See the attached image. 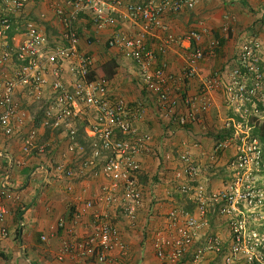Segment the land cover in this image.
<instances>
[{"label": "built area", "instance_id": "2783aa9c", "mask_svg": "<svg viewBox=\"0 0 264 264\" xmlns=\"http://www.w3.org/2000/svg\"><path fill=\"white\" fill-rule=\"evenodd\" d=\"M27 2L0 0V135L19 139L21 152L26 155L35 151L43 153V146H37L40 129L63 136L69 143V153L74 152L80 135L91 142L90 152L80 164V169L92 172V179L101 177L103 182L97 195L85 202L81 210L74 211L68 224L71 227L67 229L73 233L71 229L78 227L85 212L90 210L89 234L75 244L64 242L58 259L71 254L82 260H91L94 264H110L112 253L118 250L123 254L126 246L108 214L96 209V206L104 204L114 207L130 224L137 219L143 206L138 157L145 150L149 138L135 126L139 112L134 113L127 108L123 99L111 95L109 80L96 74L93 57L80 48L81 28L78 20L87 18L96 35L118 19L136 26L131 35L114 31L105 41V46L121 50L141 69L144 90L154 98L163 117L179 128L195 123L198 115L208 110L210 92L219 88L221 83L217 77L202 79L199 99L190 98L179 91L177 83L199 78L198 64L206 54L198 46L202 32L192 30L176 37L167 32L163 18L167 14L191 10L193 0H150L144 3L62 0L61 5L55 4L53 9L60 23L59 43H53L43 28L28 22L20 41L10 44L6 37L10 28L7 14L20 11ZM222 30L227 31L226 24ZM158 32L164 34L162 44L156 51L148 49L146 41ZM86 41L91 43V38L88 36ZM175 43H186L187 46L180 79L168 73L161 62L167 48ZM216 46L217 43L213 41L208 50L214 51ZM247 60L252 63H247ZM241 63L243 73L234 70L227 89L228 98L237 111L245 100L249 102V98L255 94H264V66L260 70V62L253 51L245 50ZM250 81V89H247ZM17 97L39 110L38 126L29 127L28 124H34L38 118L24 113ZM182 157L186 165L177 175L185 176L187 181L193 180L199 175V168L189 162L188 157ZM247 162V156H242L239 166ZM53 171L64 178L72 176V172L64 170L63 166L54 167ZM239 188L244 191L240 193ZM227 189L234 192L228 195L214 193L211 201L221 202L217 213L226 221L230 240L228 246H224L218 235L208 230V226L201 230L206 224L201 223L200 219L196 221V218L188 217L183 221L176 220L179 216L171 212L172 223L184 225L169 238L155 234L153 248L157 257L169 264H180L185 257L189 259L188 264H203L207 257L212 258L214 264H264V255L259 251L262 247L258 242L259 236L248 230L247 225V219L251 217L248 213L251 212L246 207L259 203V200H253L250 186L239 180ZM67 190L70 191V188ZM6 214V207L0 203L2 238L7 237L4 224ZM59 226L65 229V221H60ZM41 241H45V237H41ZM196 243L197 247L193 248Z\"/></svg>", "mask_w": 264, "mask_h": 264}, {"label": "crops", "instance_id": "0c3cea01", "mask_svg": "<svg viewBox=\"0 0 264 264\" xmlns=\"http://www.w3.org/2000/svg\"><path fill=\"white\" fill-rule=\"evenodd\" d=\"M134 1L144 3L150 0ZM61 3L62 0H28L20 11L7 14L10 25L6 32L8 42L10 44L19 42L25 25L35 21L33 23L43 28L53 43H59L60 23L54 16L53 9L55 4L61 5ZM194 6L191 10H184L175 15L167 14L163 18L167 32L176 37L192 30L202 32L198 46L204 49L206 54L198 64L199 78L184 79V82L181 81L177 85L185 95L196 99L201 98L202 79L217 77L221 86L210 92L211 104L206 112L198 115L194 124L184 129L172 127L174 131H168V134V119L163 117L154 98L144 90L141 83V69L134 64L132 65L135 71L129 69L131 59L121 50L105 46V41L111 36L112 31L131 35L135 32L136 26L118 19L112 26L96 35L87 18L78 20L81 28L80 48L93 57L96 74L109 80L111 95H117L124 99L126 104L133 106L131 108L134 113L139 112L135 126L149 138L145 150L138 157L142 168L140 182L142 197L145 196L144 207L142 206L143 209L138 212L133 225L120 226L119 231L126 251L122 254L115 250L110 264H168L157 257L152 241L156 233L160 231L166 233L164 217L166 218L167 213L175 205L173 196L171 197L175 188L169 184V181L162 183L161 176L173 173L176 167L173 165L179 157L190 156L196 161L200 171L198 177L205 181L208 187L214 189L217 184L214 178L212 179L211 167L207 165L205 155L211 151L213 137L219 136V131L229 125L228 119L232 113L227 102L229 99L227 89L232 81L230 77L232 70H236L235 59L243 40L237 36L230 40L223 35L224 15H229V18L234 16L236 19L235 28L230 29L232 31H237L240 26L246 28L254 25L253 30L259 45V67L264 66V24L252 22L256 17L264 15L262 14L264 0H196ZM249 10H253L256 16L251 17ZM88 36L91 38V43L86 41ZM163 39L164 34L158 32L146 41L147 48L156 51ZM213 41L217 46L210 52L209 45ZM1 42L0 38V44ZM186 48V43L172 44L161 60L166 66V71L176 79L182 76ZM240 72L243 73L242 70ZM261 98L262 104L258 102L260 104L258 106L264 108V97ZM17 99L24 113L31 114L30 111H35V108L21 98L17 97ZM250 106L253 115L258 112L257 108H254V102ZM230 121L234 122V120ZM37 124L38 120L28 125L30 127ZM48 137L45 133L40 139L43 142L48 139L51 143L56 141L55 145L64 142L57 146V151L63 153V146L67 140L58 134ZM89 152L88 147L83 154L87 156ZM60 155L63 156L62 161L68 167L74 166L78 169L80 157L76 156L79 159L77 160L70 156L65 157V153ZM60 155L53 151L50 155L44 153L28 156L21 152L19 139L0 135V193H3L0 195V203L7 210L4 223L7 237H0V264H94L91 260H82L71 254L64 255L61 260L58 258L64 242L75 244L78 239L88 236L90 210L85 212L78 227L70 228L73 233L67 231L70 226L67 222L71 220L74 211L83 208L85 201L97 195L103 181L100 178L91 180L86 172L81 173L77 169L72 179L62 180L59 175H56L58 176L56 179L52 167L54 163H58V158L61 160ZM79 175L83 177L86 175L87 178ZM143 175H145L144 179ZM68 187L70 191L67 190ZM96 209L101 210L100 205L96 206ZM60 221H65V229L59 226ZM149 234H151L150 241L147 238ZM222 234L227 235L225 232H220L218 237L221 238ZM41 237H45V241H41ZM188 263L189 259L185 257L180 264ZM214 263L215 261L209 257L203 262V264Z\"/></svg>", "mask_w": 264, "mask_h": 264}, {"label": "rangeland", "instance_id": "374dc122", "mask_svg": "<svg viewBox=\"0 0 264 264\" xmlns=\"http://www.w3.org/2000/svg\"><path fill=\"white\" fill-rule=\"evenodd\" d=\"M122 1L124 2L129 1L131 3H135L134 0H122ZM153 1L157 2L158 0H153ZM193 2L195 4L196 0H193ZM258 11L261 14V11L260 10ZM253 12H254L253 10L252 11L249 10V14L251 15V17L256 16ZM262 14H264V12H262ZM223 22H225L227 26V31L225 32L222 31L223 35H226V37L229 38L230 40L232 37L235 38V36H237V38L243 39L240 44L241 46L238 48L237 57L235 59L236 64L234 66V69L241 71L242 70L241 60L245 50L253 51V54L255 55V58L257 60L260 56L258 51L259 45L256 41L257 36L255 35L256 33L253 30L254 25L252 24L246 26V28L240 26L237 31L236 30L232 31L237 23L234 16L232 18H229V15L227 16L224 15L222 19V23ZM252 22L255 24L258 22L259 24L263 25L264 15H262V17L261 15L259 17H256V19ZM231 28L232 30H230ZM240 29H244V30L242 31ZM112 33L113 31L111 32V34ZM129 62H131V67L129 69H133V71H135V67L132 65L134 64V62L132 60H130ZM247 63H252V61L247 60ZM135 66L139 69L137 65ZM256 67L259 69L258 65ZM260 70H261V66H260ZM251 82L252 81L249 82L248 87L250 86ZM247 89H250V87ZM115 96L117 98H120L117 95ZM261 96L264 97V94L260 92L258 93V95L255 94L253 97H250L249 99H251V101L247 102L245 100L244 104L238 109V111L235 110L236 107L235 108L233 107L232 100L230 98L227 99L228 106L231 108L230 112L232 113L231 117L228 119L229 125L223 127L222 131H219L221 133L220 136L216 135L213 137L211 151L209 154L205 155V161L207 162V165L211 167L212 179L214 178L213 180L217 182V184L215 185L216 188L214 187V189H212L208 187L206 182L203 181L198 176L193 178V180L189 179L188 181L185 176L181 174L178 176L177 173L182 171V169L186 165L182 156L179 157L175 165H173L176 166L173 169V173H171L170 175L166 174L161 176V178L163 177L162 183L169 181V184H171L175 188L174 193L171 195V197L173 196L172 199L175 202V205L173 206L171 211L167 213L166 218L164 217L166 224V233L163 234L160 231L158 232L160 235H162L165 238H169L170 236L176 234L177 228L179 227L183 228L184 224L177 222L172 223L170 219L171 212H175V214H177L180 217V218L176 217V220L177 218L179 220L182 219L184 220V218H188V217L189 218L194 217L196 218V221L200 219L201 223L204 222L203 224L204 225L206 224V226H204L201 230L206 229L208 226V230L213 234L218 235V233L220 232H225L227 234L228 229H227L226 221L223 220L224 217L220 218L221 216L217 213V209L219 208V203L221 202L220 201L214 202V200L211 201V199L214 193L228 195L230 192H234L232 189H227V187L230 186V184L238 182L239 180L240 182H243L244 185L250 186V188L252 189L250 194L251 198L255 201L259 200V203L258 202L256 204L253 203L251 204V206L246 207L247 210L251 212L248 213L249 216L251 215V217L247 219L248 222L247 225H248V230H251L254 233L258 234L259 236L258 242L262 244V247L259 248V251L264 255V119H263L264 114H263V108L258 106L262 104ZM257 99L259 101H257ZM123 101L125 100L123 99ZM252 102H254V108H257L258 110V112H255L254 115L251 113L252 109L250 105L252 104ZM258 102H260V104ZM127 105H128L127 108L131 110L132 109L131 107L133 106L129 105L128 103ZM30 106L35 108V111L34 112L30 111L31 114L29 115L33 118L34 117L38 118L37 120L39 122L40 116L38 117L37 115L39 110H37V108L34 105H30ZM259 110H261V112ZM230 120H234V122L232 123V121ZM77 130L79 131V129ZM39 132H40L39 133L40 138H42V134L45 133L47 136H49L48 138H50V135L53 136L56 134V133L52 134V132H50L48 129H45L44 131L40 129ZM79 132L81 133V130ZM87 140L88 139H85L83 135H80V137H78L77 146L75 147L74 152L72 153L68 152L69 143L66 142L65 145L63 146V153H65V157L70 156L73 157L74 159L77 158L76 156H78L80 157V164H81L83 160L87 157L86 155L83 154L84 151L86 150V148L91 147V142H89L88 144ZM54 142L51 143L49 139L43 142L41 139H39L37 141V146L42 145L44 148L43 153L39 155H43L44 153L50 155L53 151H55V153H58V155L63 154L57 151L58 149L57 146L59 143H56L57 145H55ZM62 143H60L59 146L62 145ZM31 154L36 155L38 154V152L35 151ZM242 156H247L249 162L239 166V161ZM188 158H189V162L196 165V161L192 157L188 156ZM58 160H59L57 161L58 163L53 164L52 169H54V167L57 166H63L64 170L68 169L70 170V172H72V176L70 178H66V177L64 178L62 177V175H59V177H61L62 180H69L74 178V172H76L77 167L74 166L68 167V165L62 161L63 156H61V160L59 158ZM77 160L79 159L77 158ZM80 164L78 163L77 170H80L79 172L81 173L86 172V174L89 175L92 180L91 177L92 172L88 170L81 171ZM140 168H141V163H140ZM197 168H199V165H197ZM81 177L87 178L86 175L84 177L83 176ZM144 177L145 175H143V179ZM97 178H100L102 180L101 177H97ZM56 179H58V176H56ZM158 181L160 183V180ZM141 188H142V184H141ZM243 191L244 190L239 188L240 193H242ZM144 197H143V202L145 200ZM240 197H242V195H240ZM240 205H241V201L239 207ZM143 207H144V203H143ZM143 207L141 208L143 209ZM100 209L101 211L108 214L111 223L118 229V231L121 228L120 226H124V227L130 226L136 222L135 220L133 224H130L127 221V219L122 217L120 213H118L115 210V208L112 206H105L104 204H100ZM189 209L191 213L188 212ZM117 210H119V208H117ZM69 222L70 221H68V223ZM150 236L151 234L147 235L149 241L151 240ZM220 240L224 246L229 245L230 240L228 238V235L222 234ZM152 243H154V239ZM194 247H197V243L194 244L193 248Z\"/></svg>", "mask_w": 264, "mask_h": 264}, {"label": "trees", "instance_id": "16d2710c", "mask_svg": "<svg viewBox=\"0 0 264 264\" xmlns=\"http://www.w3.org/2000/svg\"><path fill=\"white\" fill-rule=\"evenodd\" d=\"M179 91H181V93L183 92V90H179ZM178 91V92H179ZM183 95H185V93H183ZM198 118V117H197ZM192 124H194V123H190V124H186V125H184L181 129H184V128H186V127H189V126H191ZM174 127H177L175 124H173V122L171 121V120H168V122H167V128H169V129H167V132L169 131V132H173L174 131V129L173 128ZM179 128V127H178ZM221 135V133L219 134V136Z\"/></svg>", "mask_w": 264, "mask_h": 264}]
</instances>
